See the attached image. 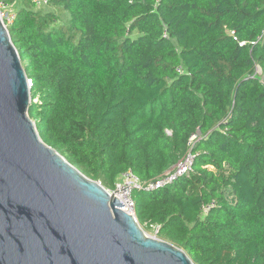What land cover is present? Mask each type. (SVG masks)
Masks as SVG:
<instances>
[{"label": "trees", "instance_id": "trees-1", "mask_svg": "<svg viewBox=\"0 0 264 264\" xmlns=\"http://www.w3.org/2000/svg\"><path fill=\"white\" fill-rule=\"evenodd\" d=\"M1 1V0H0ZM41 140L194 264H264V0H2Z\"/></svg>", "mask_w": 264, "mask_h": 264}, {"label": "water", "instance_id": "water-1", "mask_svg": "<svg viewBox=\"0 0 264 264\" xmlns=\"http://www.w3.org/2000/svg\"><path fill=\"white\" fill-rule=\"evenodd\" d=\"M0 17V264H194L46 145Z\"/></svg>", "mask_w": 264, "mask_h": 264}, {"label": "built area", "instance_id": "built-area-1", "mask_svg": "<svg viewBox=\"0 0 264 264\" xmlns=\"http://www.w3.org/2000/svg\"><path fill=\"white\" fill-rule=\"evenodd\" d=\"M2 2L4 3V1ZM32 3L36 8H42L48 5V0H32ZM2 8L4 10V6ZM0 17L4 25L7 27V25L12 23L15 15L4 14V11H0ZM28 83L31 85V81L29 79ZM192 162L193 159L191 155L187 154L162 177L147 183H142L132 171H126L120 175L113 189H106V191L109 195H113L123 205L122 211L135 218V201L133 198V192L135 190L144 189L146 191H155L161 189L166 184L177 179V177L189 173L191 171ZM152 229L155 231V233H157L159 230L158 227H152Z\"/></svg>", "mask_w": 264, "mask_h": 264}, {"label": "rangeland", "instance_id": "rangeland-1", "mask_svg": "<svg viewBox=\"0 0 264 264\" xmlns=\"http://www.w3.org/2000/svg\"><path fill=\"white\" fill-rule=\"evenodd\" d=\"M4 6V10H3V7ZM42 11H44V12H53V13H55L56 14V16H57V18H58V24H60V25H64L66 22H67V20H68V16H67V14L66 13H64V12H62V11H60V9H58V8H52V7H49L48 5L47 6H45V7H42V8H40ZM4 11V14H9V15H13L15 12L11 9V8H9V7H7L3 2H2V0L0 1V11L1 12H3ZM33 121V120H32ZM34 122V121H33ZM140 226V225H139ZM140 228L143 230V225H142V227L140 226ZM144 231V230H143ZM145 232V234L147 235V236H149V237H153V238H157V233H155V231L151 228V229H149L148 231H144ZM165 242H167V241H165ZM169 243V242H168Z\"/></svg>", "mask_w": 264, "mask_h": 264}]
</instances>
